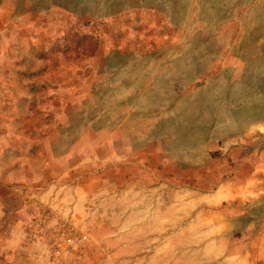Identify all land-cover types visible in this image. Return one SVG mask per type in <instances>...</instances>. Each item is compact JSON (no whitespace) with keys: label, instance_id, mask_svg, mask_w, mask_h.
Listing matches in <instances>:
<instances>
[{"label":"rangeland","instance_id":"obj_1","mask_svg":"<svg viewBox=\"0 0 264 264\" xmlns=\"http://www.w3.org/2000/svg\"><path fill=\"white\" fill-rule=\"evenodd\" d=\"M0 264H264V0H0Z\"/></svg>","mask_w":264,"mask_h":264}]
</instances>
